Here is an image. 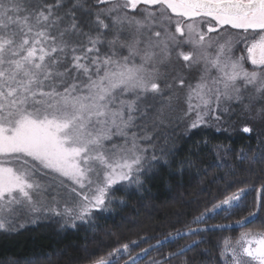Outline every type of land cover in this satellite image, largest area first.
I'll list each match as a JSON object with an SVG mask.
<instances>
[{
  "label": "snow or ice",
  "instance_id": "obj_1",
  "mask_svg": "<svg viewBox=\"0 0 264 264\" xmlns=\"http://www.w3.org/2000/svg\"><path fill=\"white\" fill-rule=\"evenodd\" d=\"M174 120L189 139L208 133L195 141L205 146L215 135L251 139L264 124V0H0V237L43 221L75 230L109 211L116 191L143 188L157 166L174 163L152 143ZM257 137L251 155L242 148L237 164L213 176L224 193L243 183L241 166L264 172V129ZM213 149L220 160L231 152L223 143ZM252 192L247 215L207 223L247 207ZM261 212L264 180L224 194L162 238L140 237L89 264L122 255L139 264L154 248L195 237L150 261L164 264L204 243V233L243 228ZM216 247L223 264H264V221Z\"/></svg>",
  "mask_w": 264,
  "mask_h": 264
},
{
  "label": "trees",
  "instance_id": "obj_2",
  "mask_svg": "<svg viewBox=\"0 0 264 264\" xmlns=\"http://www.w3.org/2000/svg\"><path fill=\"white\" fill-rule=\"evenodd\" d=\"M184 127L174 120L153 132L152 143L155 144L159 155L165 154L169 160H174V163L171 167L157 166L155 173L143 188L133 185L126 190L119 189L114 193L117 199L113 201L109 211L94 214L89 223L78 224L75 230L59 229L43 221L38 225L26 226L19 234L0 237V264H89L91 260L107 257L113 249L140 237L162 238L168 232L181 228L206 206L211 207V204L222 199L224 194L239 187H246L248 184L259 187L261 180H264V172L249 173L243 171L242 166L237 170L236 178L243 183H237L228 189V193L223 192V181H214L213 176H223L229 165L237 164L235 157L242 148L251 155V150L258 146L257 133L264 129V124L257 122L254 125L256 132L251 139L247 135L232 140L215 135L207 146L195 141L201 140L208 133L194 135L189 139L184 135ZM217 143L231 148V152L226 156L223 152L219 154L224 156V160L218 159V154L213 149V145ZM181 161H184L183 168ZM254 196L255 192L248 196L247 207L232 210V214L227 215V218L224 213L207 223H229L247 215L252 211ZM262 221L264 212L260 213L254 223L241 229L259 228ZM238 230L204 233V243L185 251L183 255L173 256L164 261V264H183L185 260L189 261V264H222L216 245ZM117 236L119 244L112 242ZM190 239L195 237H184L175 243L154 248L139 263L159 260L162 255L176 252L179 245ZM148 243H155V240L140 243L131 251L139 252L140 248L147 247ZM126 259L127 256L120 258L117 264Z\"/></svg>",
  "mask_w": 264,
  "mask_h": 264
},
{
  "label": "rangeland",
  "instance_id": "obj_3",
  "mask_svg": "<svg viewBox=\"0 0 264 264\" xmlns=\"http://www.w3.org/2000/svg\"><path fill=\"white\" fill-rule=\"evenodd\" d=\"M236 55H240V52L239 51H237L236 52ZM246 67H249V68H251V65L250 64H246ZM150 131H152V130H150ZM171 136V135H170ZM170 136H167V137H170ZM122 142V141H121ZM165 142H166V140H164V145H165ZM165 149V148H164ZM152 154V152H151V149L149 150V155H151ZM156 154L157 155H159V151L158 152H156ZM40 179H41V182L42 183H45V184H47V183H49V180L48 179H45V178H43V177H40ZM59 183V181H57V184ZM57 188L56 187H53L48 193H47V197L48 198H50L52 195H55L56 194V192H57ZM60 192H61V195H64L65 193H64V191L62 190V189H60L59 190ZM233 210H235V209H233ZM224 214V212H221L219 215H217L216 217H215V219L216 218H218V216H220V215H223ZM210 220H213V219H210ZM209 221V220H208ZM47 224H50V225H54V226H56L57 228H59V229H62V228H60L59 227V224L58 223H56V222H51V223H49V222H46ZM79 224V223H78ZM27 226H32V224H29V225H27ZM245 230H247V229H239L234 235H232V236H230L231 238H233V239H235L237 236H238V234L241 232V231H245ZM122 257H124L123 255L122 256H120L119 258H117V263L120 261V258H122ZM121 264H123V262L121 263ZM139 264H150V261L149 262H142V263H139ZM222 264H223V261H222Z\"/></svg>",
  "mask_w": 264,
  "mask_h": 264
},
{
  "label": "water",
  "instance_id": "obj_4",
  "mask_svg": "<svg viewBox=\"0 0 264 264\" xmlns=\"http://www.w3.org/2000/svg\"><path fill=\"white\" fill-rule=\"evenodd\" d=\"M222 224H228V223H222ZM248 224H246L245 226H247ZM244 226V227H245ZM243 227V228H244ZM228 229H241V227H236L234 224H233V226L231 227V228H226V229H224V230H228ZM154 244V243H153ZM178 255V254H177ZM172 258V257H171ZM166 261V260H165Z\"/></svg>",
  "mask_w": 264,
  "mask_h": 264
}]
</instances>
